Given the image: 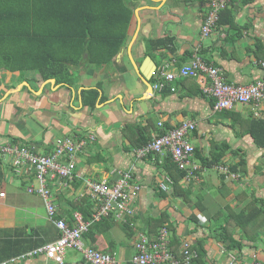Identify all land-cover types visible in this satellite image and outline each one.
I'll list each match as a JSON object with an SVG mask.
<instances>
[{"label":"crops","instance_id":"1","mask_svg":"<svg viewBox=\"0 0 264 264\" xmlns=\"http://www.w3.org/2000/svg\"><path fill=\"white\" fill-rule=\"evenodd\" d=\"M244 1L231 4L237 29L216 26L203 38L200 31L210 0H126L132 19L125 45L110 64L94 67L83 62L72 67L69 82L42 81L34 70L0 68V146L19 145L49 154L57 138L72 137L85 143L76 157L77 178L66 187L52 181L54 204L61 218L69 222L72 212L78 211L74 206L82 199L89 201V212H94L90 199L81 198L84 180L114 183L129 170L140 185L132 204L134 215L128 218L130 238L114 213L106 234L89 232L83 237L86 246L114 255L118 264H132L138 235L147 236L148 221L162 213L174 225L180 245L183 241L203 243V264H249L253 256L264 264V229L255 234L254 241H244L235 229L233 238L242 248L228 250V242L216 240L211 221L226 206L246 212L244 207L251 200L264 201V149L242 134L238 121L256 117L258 111L264 115V104L258 108L236 105L227 115L215 113L211 99L202 95L196 80L177 79L161 90L153 89L151 81L158 82L159 73H171L188 64L195 54L221 69L230 84L249 85L263 79L259 62H264V0ZM170 39L167 46L148 48L149 41ZM147 57L156 69L146 82L140 70H154L146 65ZM183 122L195 124L189 138L200 157L210 159L213 144L226 143L231 151H216L223 154L222 164L211 169L203 168L194 155L191 162L201 170L182 180V190L174 194L167 174L159 168L164 155L136 159L121 132L125 125H147L152 138L160 131L159 123L169 129ZM240 157L247 161V174L240 179L230 180L217 170L229 168ZM162 183L168 192L159 191ZM34 184L32 176L19 175L11 158L0 155V194H4L0 197V263L54 264L44 257L20 258L26 253L6 257L14 253V241L27 235L34 234L33 240L40 235L48 243L58 238L59 231L48 220L43 200L27 193ZM64 264L86 263L79 252L68 250Z\"/></svg>","mask_w":264,"mask_h":264},{"label":"trees","instance_id":"2","mask_svg":"<svg viewBox=\"0 0 264 264\" xmlns=\"http://www.w3.org/2000/svg\"><path fill=\"white\" fill-rule=\"evenodd\" d=\"M250 1L245 0L244 3L248 4ZM233 7L234 5H231L230 9L225 8L219 12L216 26L228 25L237 29L231 10ZM132 15L133 11L127 6L126 0H0V68L10 72L34 70L39 73L42 81L55 79L57 82H69L74 66L86 62L98 67L113 61L125 45ZM170 42L171 39L165 42L149 41L148 48L150 50L163 44L167 46ZM151 81L153 84L157 82L156 79ZM93 104L94 102H90V105ZM211 105L213 108L212 99ZM221 113L228 114L226 111ZM238 121L242 134L250 136L256 147L264 149V121L257 116ZM164 130L160 128L156 135H162ZM121 133L129 141L130 149L142 147L152 139L147 125H125ZM212 146L215 151L210 159L200 157L196 150L194 152L205 169L222 164L223 154H216V151H231L226 143ZM157 162L159 163V160ZM159 168L167 174L174 194L182 190L180 182L187 176L186 171L180 170L169 154L162 157ZM228 169L240 179L242 175L247 174V161L240 157L239 161ZM159 191L163 192L161 189ZM88 202L87 199H82L74 206V209L83 214L85 220L90 219L92 215ZM244 209L246 212L226 206L211 217L215 225L213 232L216 240L228 242V250L242 248V244L233 238L235 229L240 230L244 241H254L255 234L264 229V201L255 198ZM189 218L197 222L195 216L191 215ZM113 220L110 214L92 223L88 233L106 234L112 227ZM147 227V237L150 241H155L159 231L166 228L170 233V251L175 256H180V243L175 227L168 222L165 213L157 218H150ZM122 228L130 238L129 226L122 224ZM51 231L49 230L50 234ZM33 236L34 234L27 235L24 240L14 241L15 251L6 257L27 253L46 245L49 241L41 239L40 235L34 237L38 240H33ZM192 249L197 253L193 264H203V258L206 256L203 243L197 242L192 245Z\"/></svg>","mask_w":264,"mask_h":264},{"label":"built area","instance_id":"3","mask_svg":"<svg viewBox=\"0 0 264 264\" xmlns=\"http://www.w3.org/2000/svg\"><path fill=\"white\" fill-rule=\"evenodd\" d=\"M234 0H210L209 9L201 26V37H208L216 27L219 12L227 8ZM264 70V62H259ZM194 79L199 84L202 94L214 100L215 113L230 111L237 104L253 105L255 108L264 104V78L249 85H233L227 82L221 69L206 64L198 54L193 55L190 62L171 73H159V81L153 89L161 90L177 79ZM171 91H175L171 88ZM258 111V110H257ZM255 116L264 118L259 111ZM162 135H154L144 146L133 150L136 159H143L150 155L169 154L180 170L186 171L185 179L194 177V173L201 167L192 163L195 148L190 142V134L195 130L192 122H183L174 128H165ZM84 141L72 137L57 138L54 149L49 154H39L34 148L19 145L0 146V155L11 158L12 166L19 171L20 176H32L34 185L27 188V193L40 197L45 205L48 220L59 231V237L45 246L34 249L20 258L44 257L54 264H64V256L68 250L79 252L86 264H118L114 255L101 252L93 246H86L83 237L88 233L92 223L115 214L123 224L131 225L128 218L134 215L132 204L138 197L140 185L134 181L131 171H126L114 182L106 180H84V194L81 198H88L95 205L90 219L85 220L80 211H73L67 222L59 217L54 204L53 182H60L65 187L76 178V157L83 148ZM217 170L230 180H237L227 167L220 166ZM184 179V180H185ZM169 183L170 181L167 180ZM159 189L168 192L162 183ZM4 194L1 193L0 197ZM135 254L132 264H193L197 253L192 244L183 241L177 257L170 251V233L166 228L159 231L155 241H150L145 234H139L134 243ZM0 264H7L3 262ZM249 264H263L253 256Z\"/></svg>","mask_w":264,"mask_h":264},{"label":"water","instance_id":"4","mask_svg":"<svg viewBox=\"0 0 264 264\" xmlns=\"http://www.w3.org/2000/svg\"><path fill=\"white\" fill-rule=\"evenodd\" d=\"M149 63H151V60L149 57L146 58V65L148 67H153V71H151L150 69H148L147 71H143L142 69L140 70V75L142 76V78L144 79V81H149L151 79V76L153 75V73L155 72L156 66H151ZM150 65V66H149Z\"/></svg>","mask_w":264,"mask_h":264},{"label":"rangeland","instance_id":"5","mask_svg":"<svg viewBox=\"0 0 264 264\" xmlns=\"http://www.w3.org/2000/svg\"><path fill=\"white\" fill-rule=\"evenodd\" d=\"M237 105H243V104H237ZM6 157H9V156H6ZM10 158V157H9ZM74 251V250H73Z\"/></svg>","mask_w":264,"mask_h":264}]
</instances>
